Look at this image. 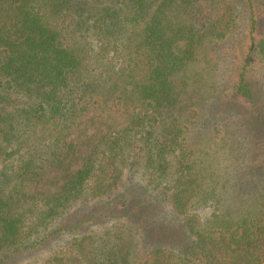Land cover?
I'll return each instance as SVG.
<instances>
[{"label":"trees","instance_id":"obj_1","mask_svg":"<svg viewBox=\"0 0 264 264\" xmlns=\"http://www.w3.org/2000/svg\"><path fill=\"white\" fill-rule=\"evenodd\" d=\"M238 1L242 65L209 107L252 129L207 182L183 128L210 122L174 97L219 24L201 0H0V264L60 241L42 264H264V0Z\"/></svg>","mask_w":264,"mask_h":264},{"label":"rangeland","instance_id":"obj_2","mask_svg":"<svg viewBox=\"0 0 264 264\" xmlns=\"http://www.w3.org/2000/svg\"><path fill=\"white\" fill-rule=\"evenodd\" d=\"M201 4L204 11L209 12V21L206 23L210 24L219 20V24L214 29V33H209L206 36L198 51L195 62L186 71L174 77V97L181 111L188 115L192 111H198L201 117L203 114H206L205 119L210 122L209 127L206 128L203 127L201 121L195 125L189 124L190 133L187 134L183 128V132L186 133H183V136L188 137L196 149L195 158L198 161L196 167L197 174L202 178L207 177L205 181L211 182L209 178L213 176L214 179H217V175L227 171V166L225 165L227 164V159L231 157L230 146L234 141L230 137L235 133L241 139L243 137L250 139L249 133L252 128L244 116L237 115L239 107L234 106L232 108V114L229 113L231 118L225 119V115H222L215 120V123L213 122L212 114H210L211 108L209 107L211 98L216 95L214 91L217 89L222 90L226 81L235 79L237 75L238 67L242 65L241 61L244 52L242 47L247 39L249 27L246 10L238 0H201ZM226 9H228L226 16L221 18L220 14H223ZM235 15H238L240 20L238 19L231 29L227 28L228 17H235ZM203 18L204 16L201 17L202 24L205 21ZM260 61H264V58L258 57L256 59L253 69V79L259 81L260 86H262L264 85V70L263 64ZM261 90L264 91L263 88ZM261 98L264 101V92ZM206 99H208L207 102ZM170 114L173 119L176 116L182 119L180 126L186 127L188 123L184 121L175 108ZM239 123L241 124L239 125ZM224 139H227L228 142L224 143ZM0 165L3 166L1 161ZM127 172L125 170L122 175V186L128 182ZM148 174V170L139 163L136 175L133 176V181L145 185L147 184L146 178L150 175ZM152 190L153 187H151V192L160 195V189ZM166 202H168V199ZM206 210L208 212L209 208H206ZM124 223L127 227L128 222ZM126 235L130 237L129 234ZM55 240L57 241V239ZM61 243L63 241L56 244L44 245L41 249L29 250L27 253L20 255L17 262H12V264H42ZM137 249L139 254L142 255L139 246Z\"/></svg>","mask_w":264,"mask_h":264}]
</instances>
